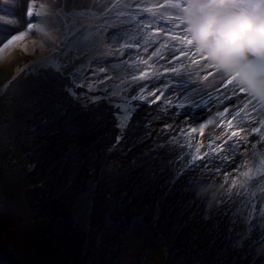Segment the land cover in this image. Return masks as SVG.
Returning <instances> with one entry per match:
<instances>
[{
  "label": "rangeland",
  "instance_id": "rangeland-1",
  "mask_svg": "<svg viewBox=\"0 0 264 264\" xmlns=\"http://www.w3.org/2000/svg\"><path fill=\"white\" fill-rule=\"evenodd\" d=\"M29 2H34L33 16L30 22H33L34 25H40L43 31H36L35 27L29 31L24 25L26 22H22V15L26 12V4H19L18 0H0V12H2L0 13V28L8 23L15 27L12 34L18 35L20 29L26 33L25 38L14 42L18 43L15 47L10 45L8 48H3V45H0V51H2L0 52V92L8 86V89L11 88L8 95H15V99L20 103V92H26L21 96V99L29 102L34 98L37 100L38 96L47 92L48 89H44L50 84L46 83L49 80L52 79V82L58 84H67L75 76L79 78L74 85L79 99L74 100L75 97L72 99L65 97V103L72 105L69 108V114L75 117L71 122L66 118L55 117L50 110V105H45L43 102L39 103L41 99L36 102L32 111L25 113L28 108L27 105H20L19 109L23 108L20 114L12 117L8 115V140L14 134V147H17L18 135L21 133L20 129L23 128L24 142L20 151L14 149L11 153L10 173L8 168L6 173V176L9 175L11 179L9 183L4 185L2 183L4 166L0 161V264H192L196 262L193 261L194 258H184L181 249L184 241L185 245L191 247V230L193 228L209 222L205 220L199 222L198 219L201 216L196 213L195 207L190 208V205H187L184 208L188 209L189 213L184 214V208L179 210L184 206V202H180L177 209L176 206L174 207L173 201L178 200L185 190L180 185L182 184L181 178L186 176L190 179L192 176L190 172L186 174L188 172L186 158L190 155L203 156L208 153L206 150L203 151L206 142L203 143V139L201 140L200 137V124L205 122L203 117L199 119L197 124H189L185 128L180 126V120L178 121L176 117L170 118V131L176 130V133L180 135V142L176 143L170 137L164 138L163 145L165 147L163 151L166 156L162 162H158L154 158L158 169L151 170L145 166L147 163L143 160V155L146 152L142 153L140 146L134 145V139L127 136L124 150L120 151L126 152L128 155L120 156L116 153V156L123 160L128 157L137 158L134 162L136 169L134 171L122 169L117 173L114 168L105 170L103 176L98 177L103 169L102 164H104V158L107 154L106 150L110 146L113 147L117 137H122L119 129L116 128L118 123L117 125L110 123L112 118L118 122V116L115 115L117 109L113 106L128 97V95L122 97V91L131 92L136 88L135 92H137L139 99L143 97L141 100H146L152 96V100L157 101L161 98V92L147 93L149 84L145 82L158 79L155 76L171 77L173 82H161V85L167 88L166 100L169 110L176 113H186L183 119L190 116V118L198 120L194 111L195 107H192L186 97L183 96V94L187 96L190 93L186 88V83H184L186 81L185 76H181V72L186 75V71L180 70L179 65L175 66L177 61L171 45L174 37L170 36L167 28L162 30L164 25L160 20L172 15L169 13L168 6L170 0H110L111 3H107L99 10L94 9L91 7V3H88L86 5L90 6H72L70 11H68L69 7L67 6L70 0H29ZM125 4L130 5L129 9L124 7ZM137 4H139V8L136 7ZM2 7L5 9L4 12L1 11ZM13 8L16 9V15L11 14ZM125 12L136 17L131 19L128 16H122L121 13ZM59 15L64 18H57ZM49 16L55 20L45 21V19L50 18ZM110 17L115 18L113 24L117 29H103L104 25H111ZM57 19L60 20L59 23ZM92 21L94 22L92 23ZM151 23L157 27L160 34H153L155 31L148 29ZM135 24L144 32L138 33L134 30L138 29ZM62 25L64 29H61L59 36L53 35L57 30L54 28L60 29ZM85 29L84 34H90L89 40L84 41L79 48L74 42L69 43L68 47H64V43L69 40L70 35ZM62 30H64V34L61 36ZM104 31L108 33V36L105 37L106 43L103 40ZM56 36L57 39H55ZM103 43L106 46L103 47ZM51 44L55 45L56 48L54 49ZM52 50H55L53 54H51ZM31 54L38 59L34 58L32 62L28 63L27 60ZM62 59H64L63 62L71 60L74 65H69L65 69L62 65ZM114 61L119 62L124 67L112 66ZM167 63L170 65L169 69L166 68ZM148 65L150 73L145 74L148 71ZM100 67H104L105 71L99 72ZM57 69H59V74H57ZM31 70H45L46 73L40 71L37 76ZM117 71H123L124 76L116 82H112L111 88L106 82L107 77L109 74L115 76ZM20 72H27L28 74L25 73V75L18 77ZM150 75L153 76L147 77ZM12 77H14L12 81H9ZM27 82L28 84L21 86ZM89 83L92 85L91 89L88 87ZM140 85L141 87H139ZM18 89L20 90L19 94H16ZM112 101L115 104H112ZM14 103L16 108L18 103ZM83 105L85 106L83 107ZM179 105H183V107ZM204 106L207 109L212 107L210 103H200L196 108ZM88 109H94L95 113H89ZM93 114H99L103 119L93 121L91 119ZM22 118L28 119L23 122ZM216 123L213 121L212 124ZM112 126L115 129H111ZM92 132L98 133L97 137L92 139L99 141L98 149L94 148L95 143L92 141L90 145L84 147L75 141H70L78 137L88 136ZM84 133H86L85 136ZM185 143H191L193 152ZM49 149L51 150L50 153L46 154ZM197 149L199 152L196 151ZM19 152L28 155L25 166L29 169L20 170L17 159ZM148 153L154 154L153 151ZM44 157L47 158L46 161ZM110 160H112L111 157ZM179 160L184 165L180 166ZM52 161L54 164L50 168L53 169V173L50 175L51 170L47 165H51ZM118 161L120 162V158ZM203 162L205 161L198 160L197 164ZM56 168L71 172L70 179L76 178L78 173H82L86 181L84 192L88 195L90 192H87V189L90 183L92 184V179L96 183L99 180L103 186L115 182L112 187L108 186L104 193L107 200H110L109 196H111L110 201L113 203L114 209L122 204L123 199L126 197L129 199L133 190L129 191L127 188L129 184L136 186L139 179L145 180L146 185L151 188L162 183L167 188L172 187L170 189L172 192H169V198L166 200L159 198L157 205H155L156 200H153L156 195L153 196L144 192V197L148 194L145 198V200L147 199L146 203L150 208L152 204L153 209L145 211V214L149 212L145 218L139 214V212L142 213L143 208L139 211L133 210L129 215V225L118 224L119 219L116 220L113 216L118 218L117 215L120 216V214L116 215L114 211L109 209L108 212L104 211L105 217H99L100 220L108 219L109 225H102L104 221L100 225L88 222L90 215L85 214L86 220L81 219L80 221H84L86 224L88 222L89 225L86 227L80 224L73 229L69 225L71 224L73 227L70 221V213L66 211L71 198L65 195L60 196L50 189L56 186V178L61 176L55 177ZM93 169L94 172L91 171ZM109 173L116 174L108 176ZM175 178L178 180L175 181ZM213 179L218 180L217 185L221 181L222 183L228 181L229 184H232L233 179H235L236 184L233 190L237 191L247 176L244 177V172H237L235 178L228 170L227 173H215ZM76 181L79 185L82 184L81 180V183L79 182V178ZM260 183L262 184L258 185ZM258 184L254 187H241L238 190L241 193V202H246L251 209L252 214L249 215V220L253 226L249 230L242 231L244 237L240 250L245 248L244 241H249V245H254L253 249L255 248L257 256L262 257L260 260L257 258L254 263L253 259L246 264H264V227L259 226L257 228L261 221L264 223V178ZM217 185L207 184L208 187H214V193L218 192ZM21 186H27L31 191L23 192ZM39 186L48 187L36 195L44 196V193L49 192L52 196L34 199L35 195L33 196V194ZM175 187L177 188L175 189ZM220 192L223 193L221 190ZM219 195L222 197L221 194ZM94 197L99 204L97 192L94 193ZM250 198L255 199V202L252 203ZM231 201L234 205L233 198ZM88 202L86 200V204ZM62 207L65 209L62 210ZM123 209L124 207H121L119 211L122 212ZM136 209L138 208L136 207ZM45 214L47 216H44ZM93 214L98 215L99 213L95 209ZM242 217V214L238 213L236 220L243 229L248 227V224L245 219H241ZM153 224L156 226L154 227ZM104 226L110 229V236L106 237L105 240L100 239L104 234ZM150 228H153V233L156 234L158 240L150 238L152 237L148 233ZM202 230L205 231L204 228ZM176 234L179 235V238L172 242L171 240L177 236ZM247 234H250V240L246 239ZM159 235L161 237H158ZM74 239H77L79 247ZM14 249L17 251H13ZM27 249H30V255ZM240 250L230 249L228 253L239 252ZM11 254L18 258H12ZM185 256L192 255L186 254ZM181 260L183 261L181 262ZM196 260L200 261V257Z\"/></svg>",
  "mask_w": 264,
  "mask_h": 264
},
{
  "label": "trees",
  "instance_id": "trees-1",
  "mask_svg": "<svg viewBox=\"0 0 264 264\" xmlns=\"http://www.w3.org/2000/svg\"><path fill=\"white\" fill-rule=\"evenodd\" d=\"M103 44H102L103 47L106 46L105 44L104 45ZM68 61L69 60H67L66 62H63V64H62L65 69H67V67L69 65H72V66L74 65V63H72L71 60L69 62ZM47 83H52V79L49 80V82H47ZM26 84H28V82L23 83L21 86L26 85ZM42 86H45V85H42ZM139 87H141V85ZM111 88H112V86H111ZM19 89L17 90L16 94H19V91H20ZM47 89H48V87H46L44 90H47ZM135 90H136V88L133 89V91H131V92L130 91H122L123 92L122 97H126V95H128V97H126L125 100H122L121 102L116 103L113 106V108L116 107L117 110H115L116 111L115 115L118 116V126L116 128L119 129V133L122 137H119V140L115 141V143L113 144V147L110 146L106 150L107 154L105 155V158H104V164H102L103 173L105 172V170H112L114 168L117 171V173L119 172V170H122V169H128L129 171H134L136 169L134 162H136L137 158L131 159L128 157L126 160H123L121 157L116 156V153L120 154V156H124V154L128 155V153H126V152L122 153L120 150H124L123 148L126 145V137L129 134H131L133 136L134 145L137 144V146H140L139 148L142 149V153L146 152L143 155V160L146 161L147 165H145V166L148 169L154 170V168H157L155 165L156 163L154 161V158L156 160H158V162H162L166 156L163 152V150H164L163 148L165 147V145L162 144L160 147H158L157 144L153 143L152 132L146 128L147 122L144 125H141L140 122L138 121V116L141 113H146L147 119H148V116L156 114V111L153 109H149V111L144 110V105L142 104L141 101H139L136 98L137 92H135ZM12 92H13V90H12ZM24 94H26V92H24V93L20 92L19 100L21 101V103L15 99V95L14 96L13 95L12 96L4 95L2 97V99L0 100V161H2L3 166H4V170L2 172V174L4 175V177H2L3 178L2 179L3 185L5 183H9V180L11 179L9 175L6 176L7 168L9 169V173H10L9 162L11 163V153L14 149H17L18 151H20L22 143L24 142V129L23 128L20 129L21 133H20V135H18V146L17 147H14V141H15V135L14 134L12 135V138L10 140H8V115H9V117H12L13 115L20 114L23 110V108L19 109L20 105H23V106L27 105V107H28L27 109L24 107V109H26L25 113H27L28 111H32L35 107L36 102L39 101L38 99L36 100V98H34L33 100H31L29 102H25V100L22 101L21 96H23ZM68 98L72 99L73 97H68ZM74 100H78V99L74 98ZM14 102L18 103V106L16 108H15ZM41 102H43V99H41L39 103H41ZM84 106L85 105H83V107ZM27 119L28 118H25V119L22 118V121L26 122ZM162 120H164L163 117L159 121L161 128H162V125H161ZM111 121H112L111 124H114L116 122L115 119H113V118L111 119ZM2 127H3V129H1ZM169 127L170 126H166V127L163 126V130L167 129L165 132L169 133V131H170ZM148 143L153 147V149L149 148ZM165 144L167 145V143H165ZM94 148L95 149L99 148V141H95ZM133 148H134V146H133ZM109 149H110V151H112V154L109 152ZM85 151L87 152L88 150L86 149ZM149 151H153L154 154L150 155L148 153ZM19 153H18L17 159H18V162L20 164V170H22V169H23V171H24V169L27 170L28 167L26 168L25 165H26V162L28 159L26 157H24L23 154H19ZM110 157L112 158V160L109 161ZM119 158H120V162L118 161ZM150 162H151V164H149ZM115 174L116 173H109L108 176L109 175H115ZM186 174H188V172H186ZM102 176H101V173L98 174V177H102ZM177 180L178 179L175 178V181H177ZM137 181H138V184L136 186H132V184H129L130 187L128 186V188H127L129 191L133 190L131 192V194L129 195V199L126 197L125 199L122 200V204L119 205V207L116 206V208L114 209L113 203H111V201H110L111 199L110 200L105 199L104 193L106 192V189L108 188V186L112 187L115 182L113 184L108 185V186H103L99 182V180H97V183H96L95 180L92 179L91 185L94 187V191L90 192V195H88V198H86V200L89 201L88 203H89V210L91 212V215L94 213V211L96 209V211L99 213V215L101 217L102 216L105 217L104 211L108 212L109 209H111L112 211H114L116 213V215L120 214V216L117 215L118 218L116 216H113L116 220L119 219L118 224L129 225L128 224L129 218H130L129 215L132 213L133 210L139 211L141 208H143L142 213L139 212V214L143 218H145V216L148 215V213H149L148 212L147 214H145V211L147 212L151 208L153 209L152 204H151V208H150V206L146 203L147 199L145 200V198L148 194L153 195V196L156 195V197L153 200H156L155 205H157L158 204L157 200H159V198L166 200L167 198H169V192L170 193L172 192V190H170L172 187L167 188V186H163L162 183H160L159 186L151 188V187L146 185L145 180L139 179ZM180 181L182 182V180H180ZM132 183H134V182H132ZM180 185H182V187H184L185 190H184V192L182 191L183 192L182 196L179 197L178 200H176L175 202L173 201V205H174V207L176 206L177 209L179 208L180 202H184L183 205H185L191 199L190 194L186 191L187 183L182 182V184H180ZM211 185L215 186L217 184H211ZM199 186H204V185H199ZM176 188L177 187H175V189ZM208 188H209V190L214 189V187H212V186H210ZM19 189H20V185H19ZM21 190L23 192L26 190L31 191V189L27 186H21ZM96 192H97L99 204L94 197V193H96ZM144 192L148 193L145 195V197L143 196ZM186 193H188V194H186ZM231 198H233L234 205L232 204ZM231 198H230V201H231L230 205H229V203H226L223 205L214 206L210 209V211L211 210L213 211L211 213V217L206 216L207 218L205 217L203 219L205 221H208L209 223H202L204 225V227L202 226V224H199L196 226L195 229L193 228V230H191V233H192L191 243H190L191 247L189 245H185V241H184L181 252L183 253L184 258H194L193 261H196V262H194L192 264H246L253 259H254L253 260V263H254L255 261H257V258H259V260H260V258H262V257L257 256V254L255 252V248L253 249L254 245L253 244L249 245L248 244L249 241L248 242L244 241V247H245L244 249L240 250V247H238L234 250V251L240 250L239 252L228 253V251L231 248L228 247V244L224 240V235H225V229H226V226L228 224L229 218H231L236 223L237 228L240 231L249 230V228L253 227L252 223L249 220V215L252 214V212H251V209L249 208L248 204L246 202L238 201V199H235L234 196H231ZM243 203H245V206L243 209H239V211H233L230 208L231 206L238 207V206L242 205ZM121 207H124L122 212L119 211V208H121ZM136 207L138 209L135 210ZM247 207H248V209H247ZM190 208H194L191 203H190ZM195 211L198 214V211L196 208H195ZM238 213L242 214L243 217L241 219H245L247 221L248 227L243 228V229L241 228V225L236 220ZM127 218H128V221H127ZM72 220H78L77 215L75 213L73 214ZM107 220H104V222L107 225H109L110 223ZM70 221H71V218H70ZM260 224H262L261 227H264V223L262 221L260 222ZM69 225L71 228H73V229L75 228L74 226L72 227L71 224H69ZM155 226L156 225H154V227ZM202 228H204L205 231H203ZM165 231H166V229H165ZM148 233L152 236V237H150L151 239L158 240V238L156 237V234L153 233V228H150V231H148ZM176 235L177 236L173 240H171L172 242L174 240H178L179 235L178 234H176ZM158 237H161V236L159 235ZM246 239H249V240L251 239L250 234L246 235ZM221 249H226V251L221 253ZM27 250H29L27 252L30 255V249H27ZM14 251H17V250L14 249ZM179 253H180V251H179ZM186 254L192 255L193 257L192 256H185ZM199 257H200V261L196 260ZM8 258H11V257L8 256ZM12 258H18V257L12 256ZM182 261L183 260H181V262Z\"/></svg>",
  "mask_w": 264,
  "mask_h": 264
},
{
  "label": "clouds",
  "instance_id": "clouds-1",
  "mask_svg": "<svg viewBox=\"0 0 264 264\" xmlns=\"http://www.w3.org/2000/svg\"><path fill=\"white\" fill-rule=\"evenodd\" d=\"M246 2L255 10V14L250 15L237 11L241 0H182V2L177 0L173 7L179 8L184 29L191 41L190 46L198 54L206 57L207 62L214 65L219 72L227 76H234L240 87L257 99L264 101V0H246ZM30 3L33 7L34 2ZM24 14L25 25L27 26V22H30L31 17H28L26 12ZM122 16H128L127 12ZM59 17L61 19L64 18L60 15ZM110 20L111 25H104L103 29H117L113 24L115 18L110 17ZM54 29L57 30H55L53 35L59 36L64 26L62 25L60 29ZM103 33L105 34L103 40L106 43L105 37L108 36V33L106 31ZM57 36L55 39H57ZM12 45L15 47L18 43H13ZM51 45L54 49L56 48L55 45ZM54 52L55 50H52L51 54ZM34 58L33 54H31L27 62H32ZM63 61L64 59H62ZM31 72L33 71L31 70ZM25 73H18V77L25 75ZM14 77L9 81H12ZM10 90L11 88L8 89L7 86L1 91L0 100L4 95H8ZM149 109L151 108L144 105V110L149 111ZM152 109L156 112H161L164 118L161 121V125L164 127L169 126V120L172 116L176 117L178 121L181 119L180 115L175 112H163L160 107ZM117 123L115 122V125ZM168 134L172 141L180 142V135L176 133V130L174 133L169 131ZM128 136L133 138L131 134ZM19 154H23L24 157L28 158L25 153ZM203 163L206 164L205 162ZM208 166L210 172L215 171L218 174L224 172L220 169L213 170L211 165ZM80 180L79 182L81 183L82 180ZM223 185H229V182L225 181ZM197 193L200 196H209L210 201L212 199L207 185L198 186ZM209 206H211L210 203ZM74 213L79 221L81 219L86 220L85 214L91 215L89 207L87 210L78 208Z\"/></svg>",
  "mask_w": 264,
  "mask_h": 264
},
{
  "label": "bare ground",
  "instance_id": "bare-ground-1",
  "mask_svg": "<svg viewBox=\"0 0 264 264\" xmlns=\"http://www.w3.org/2000/svg\"><path fill=\"white\" fill-rule=\"evenodd\" d=\"M18 3L19 4H23V0H18ZM88 3H91V7H93L94 9L99 10L101 7L106 6L107 3H111V2H110V0H70L69 4L67 3V6L69 7L68 11L71 10L72 6L73 7H86V6H90V5H86ZM240 5H239V9H240ZM241 7H242V5H241ZM243 7H244L243 8L244 11H250L249 5H243ZM1 11L4 12L5 9L2 7L1 8ZM0 13H2V12H0ZM143 13H144V11H143ZM24 15L25 14L23 13V15H22L23 16V18H22V22L23 23L26 22ZM57 18H59V16ZM51 19L52 20H55V18H51L50 17V18L45 19V21H51ZM57 22L59 23L60 20L57 19ZM135 26L138 29H140L137 24H135ZM148 29L155 31V33H153V31H151V33H153V34H160V32L157 31V27L153 23H151V25L148 27ZM63 34H64V30H62L61 36ZM182 39L183 38L180 37L179 41L182 42ZM6 50H8V49H6ZM0 52H2V51H0ZM194 57L196 59V63L199 64L201 66V68H202V70L199 72V75H197V76H200V78H201L202 81H204V79L206 78L207 75L213 77L211 79V81H210L211 84H210V89L208 90V92H206V93H204L202 95H201V93H197L195 95L196 100H198L199 102H201V100L203 101V103L209 102L208 99H210V98L214 97L216 94H218L219 87L228 80L226 78L227 75H225V74H223L221 72H218L216 69L212 68L210 63H205L204 62V58H203L202 55L194 52ZM117 65L120 66L121 68L124 67V65L120 64L119 62L114 61L112 63V66H117ZM175 65H177V64H175ZM166 68L167 69L170 68V65L168 63L166 64ZM40 71H42L43 73H46L45 70H33V73L38 76L39 73H40ZM122 72L123 71H117V74L115 76L113 74H109L108 77H107L106 82H108L110 86L113 85L112 82H116L117 80L121 79L124 76V73H122ZM182 75H183V73H181V76ZM194 76H196V75H194ZM187 82L190 84V89H192L196 85L195 84L196 82H195L194 79L187 80ZM183 96L186 97L185 94H183ZM227 101L228 102H235L236 103L238 101L237 94L235 92H231L228 95V97H227ZM111 103L112 104H115V102H113V101ZM162 117L163 116H162V114H161L160 111L159 112H156V114H154V115H149L148 116V119H147L146 113H141L138 116V121L140 122L141 125H144L147 122L146 128L149 129L152 132L153 143L154 144H157L158 147H160L163 144V140H164L165 137H169V134L165 132L167 129L163 130L161 128L160 124H159V121L162 119ZM199 121L200 120H195V119L190 118V116H188V118H186V119H183L182 118L180 120V126L182 128H185L189 124H197ZM109 124L107 125V127L109 126ZM111 129H115V127L112 126ZM220 134H221L220 132H217L213 136H210V135L207 136L203 140V143L207 142L205 145L208 146V148L215 149V150L218 149V148L220 149V146L219 145H221V143H218L216 141H212V140H215L216 137H219ZM85 135H86V133H84V136ZM97 135H98V133L92 132L88 136L78 137L76 139H71L70 141H75L80 146L84 147L86 145H90L91 141L93 143H95V141H93L92 139L96 138ZM185 145L188 146L190 148V150L192 151L191 143H185ZM148 146H149L150 149H153V147L149 143H148ZM52 149H53V147H52ZM50 151L51 150L49 149L46 154L50 153ZM109 152L112 154V151H110V149H109ZM217 153H219V152L218 151H215L214 154H217ZM168 154H170V153L168 152ZM46 159L47 158L44 157V160L45 161H46ZM176 159H180V158H176ZM179 161H180V166L181 165H184V163L181 160H179ZM53 164H54V162L52 161V164L51 165H47V166L50 168ZM73 164H75V163L73 162ZM36 167H37V165H36ZM36 167H35V172H36ZM50 170H51V174L50 175H52L53 169L50 168ZM229 171L236 178L237 172L238 173L239 172H241V173L243 172V165L241 163L237 162ZM54 175H55V177L58 176V175H61V176H58L56 178L57 179L56 186L54 188H50V189H51V191H53L54 193H57L60 196H64L65 195V196H68V198H71V200L69 201L68 207H67L68 210H66V211L70 213V218H71L72 225L74 227H76V226L82 224V225H84V226L87 227V225H89L88 222H93V223H96V225H100L101 222L104 221V220L103 219L100 220V218H99L100 215L99 214L98 215H96V214L90 215L89 216V220L90 221H88L87 224L84 221L72 220L74 212L78 208H82L83 209L84 205H86V199L85 198H88V194L86 192H84V186H85V183H86L85 176L82 173H78V175L76 176V178L70 179L69 176L71 175V172L66 171V170H63L61 168H56ZM77 178H79V179L82 180V184L81 185H79L78 182L76 181ZM181 180H182V182L187 183L189 179L186 176H184V177L181 178ZM221 183H222V181H221ZM47 187L48 186H45V187L39 186V187H37V189L35 190V192L33 194V196L35 195L33 198L34 199H44V197H46V196H52L51 194H49V192L44 193V196H42L40 194L39 195H36L38 192L40 193L44 188H47ZM217 188H218V192L217 193H214V191H213L214 189L213 190H209V195L212 196L211 201L209 199V196H204L205 197V202L196 201L195 203H191L190 202L191 199H190L182 208H179V210H182L184 207H186L187 205H190V203H191L192 206L197 209L198 214L201 216L198 219L199 222H203L204 220H202V219H204L206 216L211 217V213L213 211L212 210L210 211V209L212 207H214V206H218L217 203H216V201L223 200L224 199V196L222 195V193L220 192V190L224 193L225 190L227 189V187H225V186L224 187H219V184H218L217 185ZM218 193L221 194L222 197H220V195ZM232 193H233V195H237V197L240 198V194L241 193L238 192V190L237 191H234L233 188H232ZM251 200L253 202H255V199L251 198ZM208 201H210L211 206H209V202ZM230 202L231 201L229 199V200H227L226 203H229V205H230ZM82 204H84V205H82ZM244 206H245V203H243L242 205H240L238 207L231 206L230 208L233 211H239V209H243ZM88 207H89V205L87 204V208ZM61 209L64 210L65 208L62 207ZM183 213L184 214L189 213V210L186 209V208H184L183 209ZM36 214H37V212H36ZM44 216H47V214H45ZM102 225H107V224L104 222ZM202 226L204 227L203 224H202ZM259 226L261 227L262 224H260ZM109 236H110V229L108 227H105L104 234L101 236L100 239H104L105 240V238L106 237H109ZM74 240L77 243V239H74ZM77 246L79 247L78 243H77ZM11 256H14V255L11 254Z\"/></svg>",
  "mask_w": 264,
  "mask_h": 264
},
{
  "label": "snow or ice",
  "instance_id": "snow-or-ice-1",
  "mask_svg": "<svg viewBox=\"0 0 264 264\" xmlns=\"http://www.w3.org/2000/svg\"><path fill=\"white\" fill-rule=\"evenodd\" d=\"M23 3L27 5L26 15L28 17H32L33 16V9L31 7L29 0H23ZM173 4L174 3H170L168 6L171 8H174ZM124 7L129 8L130 5L125 4ZM136 7L139 8V4H137ZM176 9L179 10V8H176ZM11 14L16 15V9L15 8H13L11 10ZM128 14L131 15V13H128ZM121 15H124V13H121ZM141 23H143V21H141ZM34 27H35L36 31H43V29L41 28L40 25H34L31 22L27 23V29L29 31H31ZM13 31H15L14 25L8 24V23L4 24L2 26V28H0V45H3V48H8L15 41L21 40L26 36V33L24 31H20L18 35H13L12 34ZM85 31H86V29L84 31L77 32L74 35H70L69 40L64 43V47H68L69 43L74 42L75 45L77 46V48H79L83 44L84 41H87L90 39V34L85 35L84 34ZM184 32L186 33L185 29H184ZM109 35H111V33H109ZM78 37H79V39H78ZM182 42L189 45V46L191 45V41L188 38L187 34L183 37ZM203 58H204V62L208 63L207 58L204 56H203ZM211 67L216 69V67L214 65H211ZM171 70L176 71L175 69H171ZM56 71H57V74H59V69H57ZM98 71L104 72L105 68L100 67L98 69ZM226 78L230 81L231 84L238 86L239 91L245 92L247 94V96L253 100V103L251 105H249L248 107L252 108L253 110L264 109V103H261V100L257 99L255 96L249 94L244 88L240 87V85L238 84V82L234 76H226ZM77 79H79V78L73 76L72 80H70L67 84H58L57 82H52V83L48 84L47 92L42 94V96H38V100L43 99V103L45 105H50V110L54 114L55 117L66 118L69 122H71V120H73L75 117H74V115L69 114V108L72 107V105L65 103V97H75L76 99H79V97L75 91V87H74ZM88 87L91 89V87H92L91 83H89ZM194 95H196L195 91L186 96V100L192 105V107H195L196 103H197L196 100L194 99ZM141 99H143V97H141ZM202 102L203 101L201 100V103ZM179 106L183 107V105H179ZM87 111L89 113H95L94 109H88ZM227 112H228V109L225 108L223 110V112L219 113V115L224 116V114ZM247 114L248 113L246 112L245 115H247ZM91 119L93 121H101L103 118L99 114H93L91 116ZM221 123L223 124L225 122L222 120ZM226 123H227L228 128H232V126H233L232 119H229ZM259 123L261 125H264V120H260ZM204 127H205L204 124H200L201 130H203ZM192 131H195V129H192ZM240 131H242V129H237L236 131H234L232 133V135L237 136V134ZM259 131H260V129L257 127L251 128V132L254 134L259 132ZM261 135L264 136V133H262ZM116 139L119 140V137H117ZM227 147L230 148L231 145H227ZM196 151L199 152V149H197ZM214 153H215V149H213L212 153H205L203 156L190 155L189 157L186 158V163H188L187 171L192 173V176L188 180L187 185H186V191L191 196V200H190L191 203H195L196 201L205 202V197L200 196L197 193V187L199 185L217 184L218 183L217 179H213V177H215V171L210 172L208 166L204 163L197 164L198 160L207 161L208 164L211 165V168L213 170L219 169V165H217L215 163V161L217 159H220V162L224 163L225 167H228L227 163L223 159V157L225 155L224 152H220L218 156L215 155ZM201 169H203V170H201ZM91 171L94 172L95 170L93 169ZM102 175H103V170L101 171V176ZM244 175H248V173L245 172ZM235 184H236V181H235V179H233L232 184L228 186V188L225 190L224 193H222V195L224 196V199L216 201L218 206L226 204L227 200H229L231 198V196L233 195L232 188L235 186ZM219 187H224L223 183H219ZM92 191H94V187L90 183L89 188L87 189V192H92ZM109 199H111V196H109ZM208 202L210 203V201H208ZM85 210H87V204L85 205ZM242 227H243V225H242ZM257 228H259V225H257ZM243 237H244V233L242 231L238 230L236 223L231 218H229L228 224H227L226 229H225V235H224V240L228 244V247L235 250L237 247L242 246ZM224 251H226V249H221V253H223Z\"/></svg>",
  "mask_w": 264,
  "mask_h": 264
}]
</instances>
